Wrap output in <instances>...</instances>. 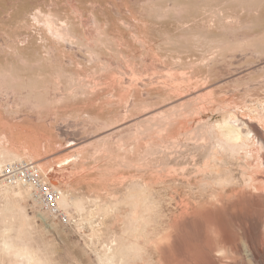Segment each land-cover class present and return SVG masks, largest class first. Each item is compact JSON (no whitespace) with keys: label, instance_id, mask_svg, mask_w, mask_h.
I'll return each instance as SVG.
<instances>
[{"label":"rangeland","instance_id":"1","mask_svg":"<svg viewBox=\"0 0 264 264\" xmlns=\"http://www.w3.org/2000/svg\"><path fill=\"white\" fill-rule=\"evenodd\" d=\"M263 105L264 0H0V165L74 220L0 174V264H264Z\"/></svg>","mask_w":264,"mask_h":264},{"label":"built area","instance_id":"2","mask_svg":"<svg viewBox=\"0 0 264 264\" xmlns=\"http://www.w3.org/2000/svg\"><path fill=\"white\" fill-rule=\"evenodd\" d=\"M1 177L9 183L17 177L24 178L29 183H33L35 188L34 195L40 200L42 208L62 225L68 227L74 226V220L60 208H57V195L53 188L54 186L38 171L33 162L13 160L3 167Z\"/></svg>","mask_w":264,"mask_h":264},{"label":"bare ground","instance_id":"3","mask_svg":"<svg viewBox=\"0 0 264 264\" xmlns=\"http://www.w3.org/2000/svg\"><path fill=\"white\" fill-rule=\"evenodd\" d=\"M241 128V129H240ZM235 129H236V132L233 131L234 129L232 130H229L228 133L231 134L236 141L242 139L241 141V146H244L248 141L251 140V136L249 135L248 136V130L245 128V126L242 124V123H235ZM242 130H243V133H242ZM247 135V136H246ZM246 139V141H245ZM17 161H25V160H22V159H16ZM13 160L11 161H6L2 167L0 165V174L2 173V169L3 167H5V165L11 163ZM37 168V167H36ZM39 171V170H38ZM2 181L5 183V185L7 186H10V187H24V188H27L31 194L33 195L35 201L39 204V206L41 207V209L46 212L51 218H53L47 211H45L43 208H42V204L40 202V200H38L36 197H35V188H34V184L33 183H29L27 180H25L24 178H20V177H17L15 179H13L12 182H7L5 179L2 178ZM54 186V185H52ZM55 189V192H56V195H57V198H56V205H57V208H60L62 211H64L65 213H67L69 215V217L72 219V211L71 209V206H70V203H72L71 200H68L67 197L62 194V192L56 188V186L53 187ZM54 219V218H53ZM55 220V219H54ZM246 238L248 239L249 241V245H250V249L252 251V254L253 256H255V258H258L256 257L257 255V248L255 249V245H254V240H252L253 238H251L250 235H246ZM246 239V240H247ZM247 241V242H248ZM254 242V243H253ZM259 253V252H258Z\"/></svg>","mask_w":264,"mask_h":264},{"label":"crops","instance_id":"4","mask_svg":"<svg viewBox=\"0 0 264 264\" xmlns=\"http://www.w3.org/2000/svg\"><path fill=\"white\" fill-rule=\"evenodd\" d=\"M261 111L264 112V105L262 106V108H261V106L259 107V113ZM241 120L242 121H240V122H242L248 129L251 127L252 124L250 123V121H247L246 119H244V117H241ZM263 122H264V119H263ZM220 125L217 126V134L219 135L218 140L220 141L221 144L230 146V145H233L235 143L236 144L240 143L242 141V140H239L238 142H235L231 138V136L227 133L229 130H232L235 128L233 125H231V124H229V125L224 124L223 126H220ZM262 126H264V125H262ZM242 133H243V130H242Z\"/></svg>","mask_w":264,"mask_h":264}]
</instances>
